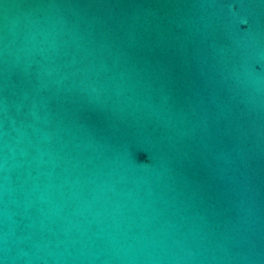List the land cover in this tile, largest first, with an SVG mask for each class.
<instances>
[{
	"label": "water",
	"instance_id": "obj_1",
	"mask_svg": "<svg viewBox=\"0 0 264 264\" xmlns=\"http://www.w3.org/2000/svg\"><path fill=\"white\" fill-rule=\"evenodd\" d=\"M0 264H264V0H0Z\"/></svg>",
	"mask_w": 264,
	"mask_h": 264
}]
</instances>
